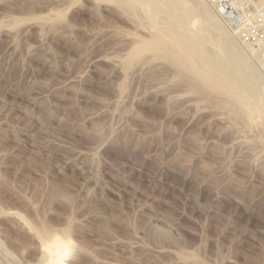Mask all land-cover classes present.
<instances>
[{
	"label": "rangeland",
	"instance_id": "1",
	"mask_svg": "<svg viewBox=\"0 0 264 264\" xmlns=\"http://www.w3.org/2000/svg\"><path fill=\"white\" fill-rule=\"evenodd\" d=\"M128 1L0 0V264H50L51 237L63 264H264V6L184 0L216 16L182 30V0ZM149 15L177 32L131 59ZM192 35L202 79L172 57ZM208 71L234 83L218 104L192 88L212 89Z\"/></svg>",
	"mask_w": 264,
	"mask_h": 264
},
{
	"label": "bare ground",
	"instance_id": "2",
	"mask_svg": "<svg viewBox=\"0 0 264 264\" xmlns=\"http://www.w3.org/2000/svg\"><path fill=\"white\" fill-rule=\"evenodd\" d=\"M106 1H107V0H106ZM108 1H110V0H108ZM113 1H114V0H113ZM115 1H116V0H115ZM117 1H122V0H117ZM131 1H132V0H129L128 2H130V3H131L130 5L132 6V5H134V3H132ZM155 1L158 2V4H159V2H160V0H159V1L155 0ZM162 1H163V0H162ZM173 1H174V0H173ZM176 1H177V0H176ZM176 1H175V2H176ZM183 1H184V0L179 1V3H180V2H181V3H180V4H176L175 6L172 5L173 7H175V10H177V12L179 13V14H178L179 16H177V18L179 17V18L177 19V20H178V21H177L178 24H179V21H180V24H182V22H183L182 25H184V23H185V22H184V21H185L184 17H187V15L189 14V12H193V13H194V12H195V13H198V12L203 13V12H204V13H206L207 10H208V9L205 10L204 3H203V5H202V2H201V3L199 2L200 0H199V1H194V2L191 3V4H190V3L187 4V3H185L186 1H185V2H183ZM210 1H211V0H210ZM133 2H135L136 4L138 3V5H139V3H141V4H143V6L146 7V9H144L145 11L142 12L143 9H142L141 7H143V6H140V8L142 9V10H141V13L147 12L146 14H148V13L151 14L152 12H156V13L159 12L158 4H155L153 0H133ZM166 2H167V1H165V3H166ZM168 2H169V0H168ZM175 2H174V4H175ZM189 2H191V1H189ZM211 2H212V3H217V4H218V1H217V0H214V1H211ZM233 2H234V1H233ZM119 3H120V2H119ZM234 3H235V5L238 6L237 8H239V10H240V12L243 14V16H247V15L249 16L248 12H249V7H251V6H253V7H257V8H258V7H263V6H264V0H238L237 2H234ZM121 4H123V2H122ZM136 4H135V5H136ZM160 4H162V2H160ZM160 4H159V6H162V5H160ZM166 4H167V3H166ZM170 5H171V4H170ZM233 5H234V4H233ZM145 7H143V8H145ZM164 8H167V7H164ZM257 8H254V9H257ZM162 9H163V8L160 7V10H162ZM169 9H170V8H169ZM169 9H166V10L169 11ZM173 9H174V8H173ZM193 10H194V11H193ZM209 10L212 11L211 9H209ZM209 10H208V11H209ZM163 11H165V10L163 9ZM163 11H162V12H163ZM170 11H171V10H170ZM196 11H198V12H196ZM160 12H161V11H160ZM166 12H167V11H166ZM166 12H165V13H166ZM173 12H174V11H173ZM175 12H176V11H175ZM175 12H174V13H175ZM171 13H172V11H171ZM195 13H194V15H195ZM201 13H199V14L201 15ZM207 13H208V12H207ZM210 13H213V16H214V15L216 16V14H214L215 12L212 11V12H210ZM210 13H209V15H210ZM146 14H145V16H146ZM158 14H159V13H158ZM158 14H157V15H158ZM168 14H170V13L167 12V15H168ZM176 14H177V13H175V15H176ZM141 15H142V14H141ZM152 15H153V14H152ZM152 15H149V19H150V16H151V18L153 17ZM155 15H156V14H155ZM196 15H197V14H196ZM201 16H202V15H201ZM210 16H211V15H210ZM210 16H209V17H210ZM157 17H158V16H156V18H157ZM204 17H205V16H204ZM206 17H207V16H206ZM209 17H208V18H209ZM211 17H212V16H211ZM147 18H148V16H147ZM191 18H192V17H191ZM193 18H194V17H193ZM245 18H246V17H245ZM152 19H153L154 21L156 20L155 18H152ZM152 19H150V20H152ZM157 19H158V18H157ZM174 19H175V18H174ZM174 19H173V20H174ZM181 19L184 20V21L181 22ZM216 19H217V18H216ZM249 19H250V17H249ZM153 20H152V22H153L152 27L155 28V26H154V21H153ZM193 20H195V19H193ZM213 20H214V19H213ZM156 21H157V20H156ZM156 21H155V22H156ZM195 21H196V20H195ZM209 21H210V20H209ZM215 21H216V20H215ZM215 21H214V23H215ZM164 22H165V21H164ZM172 22H174V21H172ZM172 22H171V23H172ZM192 22H193L192 24H191V22H190L191 25H194V23H196V22H194V21H192ZM159 23H160V21H159ZM161 23H162V22H161ZM161 23H160V24H161ZM204 23H205V21H204ZM211 23H212V20H211ZM218 23H219V22H218ZM156 24H157V22H156ZM162 24H163V23H162ZM164 24H165V23H164ZM169 24H170V23H169ZM174 24L176 25V23H174ZM178 24H177L176 27L181 26L180 24H179V25H178ZM215 24H216V23H215ZM215 24H214V25H215ZM220 24H222V23H220ZM224 24H225V23H224ZM226 24H227V23H226ZM166 25H167V24H166ZM209 25H210V24H209ZM212 25H213V24H212ZM248 25H249V23H248ZM148 26H149V24H148ZM157 26H159V25H157ZM157 26H156L157 29L155 28L156 31L153 32V29H150V27H151V24H150L149 29L152 30V32L154 33V34H152V35H155V36H153V37L151 36L152 38H151V39H147V41H145V42H143V41H144V39H143V40H142V43L140 42V43L137 44L135 47H133V49H132V51H131V55H132V56H131V57L129 56L131 59H132L133 57H137V56H139L142 52H143V53H142V55H143V54L146 52V51H145L146 46H147V47L150 46L151 48H153V52L155 51L154 48H158V47H159V49H161V48L166 47L167 44H163V43H166V42L168 41V40H167V39H168L167 37L170 36V35H171V36L174 35L173 32H177V31H173L172 34H171V33L168 32V31H169V30L171 31V29H172L173 27L171 28L170 26H168V27L171 28V29H170V28L168 29V27H167L168 30L164 27V29L167 30L166 33L169 34V35H167L165 32H161V31H160V30H161L160 28H162V26H161V27L159 26V27H160L159 29H158ZM184 26H185V25H184ZM184 26H183V27H184ZM215 26H216V28H214V29H217V26H218V25L216 24ZM222 26H223V25H222ZM176 27H175L173 30L176 29V30L179 31L180 28L183 30L182 26H181L180 28H178V29H177ZM203 27H204V25H203ZM210 27H211V26H210ZM212 27H213V26H212ZM212 27H211V28H212ZM146 28H147V27H146ZM187 28H188V27H187ZM220 28H221V27H220ZM188 29L190 30V28H188ZM237 29H238V28H237ZM239 29H240V28H239ZM239 29H238V30H239ZM242 29H243V28H242ZM162 30H163V29H162ZM184 30H185V27H184ZM197 30H198V29H197ZM197 30H193V31H194L193 34H194L195 31H196V33H197V35H198L200 32L198 33ZM238 30H235V31H236L235 34L238 32ZM157 31H159V32L156 34ZM187 31H188V30H187ZM190 31H192V30H190ZM198 31H202V30H198ZM240 31H241V29H240ZM242 31H243V30H242ZM148 32H149V31H148ZM203 32H204V31H203ZM150 33H151V32H150ZM189 33H190V32H189ZM191 34H192V33H191ZM191 34H190V35H191ZM166 35H167V37H166ZM197 35H195V36L192 35V37L189 36L188 39H187L185 42L183 41V43H181V42H180L179 44L177 43L176 46H177V47L179 46V50H178V51H179V54L176 56L175 52H177V51H175L174 54H175L176 58H174V56H172V57H173V60H175V62H176L179 66L183 67L184 70H185L186 66H187V67H188V66H191V70L193 71L192 73H194V71L196 70L195 73L197 72V74H198V71H199V70H197L198 65H197L196 63H199V61L202 62V59L199 60L197 57L194 56V54H195V55H196V54H199V51H200V50H198V48H197V46H196ZM171 36H170V37H171ZM198 36H199V35H198ZM201 36H202V35H201ZM201 36H200V38H199L200 40H201ZM170 37H169V38H170ZM186 37H187V36H186ZM166 38H167V39H166ZM165 39H166V40H165ZM185 39H186V38H185ZM163 40L166 41V42H163ZM197 43H198V42H197ZM225 43H227V42H225ZM219 44H220V43H219ZM163 45H164V47H163ZM165 45H166V46H165ZM220 45H221V44H220ZM220 45H219V47H221ZM226 45H228V44H226ZM229 45H230V44H229ZM168 46H169V45H168ZM166 48H167V47H166ZM166 48H165V49H166ZM168 48H169V47H168ZM168 48H167V49H168ZM224 48H225V47H224ZM224 48H223V52H224ZM228 48H231V45H230V47H228ZM165 49H164V50H165ZM177 49H178V48H177ZM225 49H227V48H225ZM149 50H151V49H149ZM149 50H148V51H149ZM161 50H162V49H161ZM161 50H159V52H160ZM168 50H169V49H168ZM220 50H222V48H220ZM230 50H231V49H230ZM233 50H234V49H233ZM144 51H145V52H144ZM151 51H152V50H151ZM151 51H150V52H151ZM156 51H158V50L156 49ZM159 52H158L157 54H159ZM163 52H164V51H163ZM166 52H168V51H166ZM225 52H226V51H225ZM227 52H228V51H227ZM230 52H231V51H230ZM151 53H152V52H151ZM186 53H191V54H188V56L190 55L189 57H195V58L198 59V61H197V59H194V58H193L194 60H196V63H193L192 60H191L192 62L189 60V57H188V56H187V59H188V60H187V59H184V58H186V57H184L183 54H186ZM192 53H193V54H192ZM231 53H232V52H231ZM147 54H148V53H147ZM147 54H146V55H147ZM149 54H150V53H149ZM162 54H165V52L162 53ZM169 54H170V51H169ZM172 54H173V53H172ZM233 54H234V53H233ZM233 54H231V57H232ZM160 55H161V54H160ZM201 55L204 56V58L206 59L204 53L202 54V52H201ZM206 55H207V54H206ZM144 56H145V55H144ZM166 56H167V55H166ZM168 56H169V55H168ZM197 56L199 57V55H197ZM208 56H209V55H208ZM160 57H161V56H160ZM163 57H164V55H163ZM170 57H171V56H170ZM183 57H184V58H183ZM226 57H227V55H226ZM262 57H263V56H262ZM137 58H140V56L137 57ZM137 58H135V59H137ZM164 58H165V57H164ZM204 58H203V59H204ZM228 58H230V57H228ZM232 58H233V57H232ZM167 59H168V58H167ZM167 59L165 58V60H167ZM169 59H170V58H169ZM171 59H172V58H171ZM171 59H170V61H171ZM207 59H209V57H208ZM207 59H206V60H207ZM263 59H264V58H263ZM128 60H129V59H128ZM209 60H210V59H209ZM228 60H229V59H228ZM234 60H235V59H234ZM133 61H134V59H133ZM222 61L226 62V61H227V58H226V59L224 58V60H222ZM172 62H174V61H172ZM172 62H171V64H172ZM194 62H195V61H194ZM203 62H204V61H203ZM203 62H202V65H200V66H203V65L206 66V64L203 63ZM205 62H206V61H205ZM230 62H231V60H230ZM230 62H229V63H230ZM232 62H233V61H232ZM236 62H237V61H236ZM208 63H209V62H208ZM229 63H228V64H229ZM238 63H239V62H238ZM128 64H130V63H128ZM171 64H170V65H171ZM173 64H174V63H173ZM194 64H195L196 67L193 66ZM200 64H201V63H200ZM212 64H213V63H212ZM228 64H227V65H228ZM235 64H236V63H235ZM178 65H176V66H178ZM218 65L221 67L222 64L220 65V62H219ZM223 65H224V67L226 66V64H223ZM223 65H222V66H223ZM174 66H175V65H174ZM176 66H175V67H176ZM211 66H213V65H211ZM215 66H216V65H215ZM228 66H230V65H228ZM237 66H238V65H237ZM126 67H127V66H126ZM181 67H180V68H181ZM194 67H195V69L193 70ZM206 67H207V66H206ZM220 67H217V68L213 67V68L216 69V70H217V73H218V72H219L218 69H222V68H223V67H221V68H220ZM226 67H227V66H226ZM232 67H233V66H232ZM235 67H236V66H235ZM241 67H242V66H241ZM241 67H240V68H241ZM188 68H190V67H188ZM188 68H186V69H188ZM203 68H204V66L202 67L201 70H203ZM208 68H209V67H208ZM208 68H207V69H208ZM227 68H228V67H227ZM229 68H230V67H229ZM229 68H228L227 70H229ZM240 68H239V69H240ZM241 69H242V68H241ZM241 69H240V70H241ZM188 70H189V69H188ZM209 70H210V69H209ZM212 70H213V69H212ZM216 70L214 71V73H216ZM223 70L226 71L225 68H224ZM230 70H231V69H230ZM233 70H235V69L233 68ZM233 70H232V72L234 73ZM249 70H250V69H249ZM205 71H206V70L204 69V73H203V74H206ZM225 71H224V72H225ZM237 71H238V70H237ZM237 71H235V72H237ZM242 71L244 72V70H242ZM245 71H246V70H245ZM186 72L189 73V71H187V70H186ZM210 72H211V71H210ZM222 72H223V71H222ZM224 72H223V74H224ZM227 72H228V71H227ZM227 72H226V73H227ZM200 73H201V71L199 72L198 76H200L201 79H202V78H205V77H202L203 75H200ZM208 73H209V71H208ZM211 73H212V72H211ZM211 73H209V77L207 76L206 78H210L209 81L212 83V84L210 83V84H211L210 86H211L212 89H209V90H203L202 88H200L199 85H198L199 87H198V86H195V87L192 86V88H193L195 91H197L198 93H200L201 95H203V99H204V100L206 99L207 102L211 103V101L213 100L212 103L215 104V102H216V103L218 104L219 101H220V100L218 101V99H221V98H220L221 96L219 97V94L222 95V94H221V91H222L224 88H225V89L227 88L226 91H229V88H231V86H232V85L229 86V85H230V82L232 81V84H234V83H233V80L230 81V79H229V81H227L228 78H226V76H224V77H225L227 80H225V78L221 79L222 77H220L221 80H219V76H220L219 74H218V75H219L218 78H216V77H215V74H214V73L211 74ZM217 73H216V74H217ZM233 73H232V74H233ZM245 73H247V72H245ZM250 73H252V70H251ZM189 74H190V73H189ZM201 74H202V73H201ZM210 74H211V76H210ZM223 74H222V75H223ZM229 74H230V72H229ZM229 74H228V75H229ZM190 75H191V74H190ZM194 75H195V74H194ZM236 75H237V74H236ZM238 75H239V74H238ZM240 75H241V74H240ZM240 75H239V77H243V76H244V75H243V76H242V75L240 76ZM247 75H248V74H247ZM253 75H254V74H253ZM177 76H178V75H177ZM191 76H192V75H191ZM205 76H206V75H205ZM232 76L234 77V74H233ZM250 76H251V75L249 74V77H250ZM196 77H197V76H196ZM211 77H212V79H211ZM239 77H238V78H239ZM193 78H195V77H193ZM238 78L235 76V79H236L237 81L239 80ZM245 78H246V76H245ZM198 79H199V78H198ZM198 79H197V80H198ZM243 79H244V77H243ZM243 79H242V80H243ZM250 79H251V78H250ZM250 79H247V80H250ZM197 80H196V83L199 82V81L197 82ZM222 80H225V81H222ZM236 80L234 81V82H235V85H236V83H237ZM256 80H257V79H256ZM188 81H189V80H188ZM204 81H205V80H204ZM209 81L207 80V82H209ZM191 82H192V81H191ZM194 82H195V81H194ZM240 82H241V80H240ZM242 82H244V81H242ZM251 82H252V81L250 80V83H251ZM202 83H204V82H201V84H202ZM190 84H191V83H190ZM192 84H193V83H192ZM192 84H191V85H192ZM194 84H195V83H194ZM245 84H247V83H245ZM248 85H249V84H247L246 87H247ZM237 86L241 87V86L239 85V83L237 84ZM237 86H236V88H237ZM242 86H243V85H242ZM257 86H258V85H257ZM187 87H188V86H187ZM232 87H233V86H232ZM239 87H238V88H239ZM243 87H244V86H243ZM246 87H245V88H246ZM248 87H249V86H248ZM250 87H251V88H249V92H247V93H250V95L252 96V92H254L253 90H255V89H253L252 86H250ZM254 87H255V86H254ZM189 88H191V86H190ZM221 88H222V89H221ZM234 88H235V87H234ZM234 88L232 89V91L234 90ZM256 88H257V87H256ZM220 89H221V91H220ZM225 89H224V90H225ZM242 89H243V88H242ZM246 89H247V88H246ZM190 90H191V89H190ZM238 90H239V89H238ZM251 90H252V92H250ZM230 91H231V90H230ZM232 91H231V92H232ZM236 91H237V90H234L233 93L235 94ZM247 91H248V89H247ZM256 91H257V90H256ZM192 92H193V91H192ZM240 92H242V91H240ZM240 92H238V93H240ZM244 92H245V95H248V94L246 93V90H245ZM244 92H243V93H244ZM224 93H225V92H224ZM224 93H223V94H224ZM227 93H228V92H227ZM227 93H226V94H227ZM236 93H237V92H236ZM255 93H256V92H254L253 95H255ZM231 94H232V93H231ZM231 94H230V95H231ZM235 95L237 96V94H235ZM245 95H244V98H245V99L247 100V102H248L249 99H247V98H249V96L247 97V96H245ZM256 95H258V97H260L259 94L256 93ZM228 96H229V95H228ZM228 96H227V98H228ZM238 96H239V95H238ZM240 96H241V95H240ZM251 96H250V97H251ZM224 97H226V96L223 95L222 98H224ZM230 97H232V96H230ZM246 97H247V98H246ZM253 97H254V99H255V96H252V98H251L252 100H250L251 103H252V101H254V100H253ZM227 98H226V99H227ZM242 98H243V97H242ZM208 99H210V100L212 99V100H211V101H208ZM239 99H240V98H239ZM239 99H238V100H239ZM228 100H230V99L228 98ZM231 100H232V99H231ZM234 100H235V99H233V102H237V101H238L237 99H236V101H234ZM257 100H259V99H257ZM257 100H255V101H257ZM214 101H215V102H214ZM222 101L224 102V100H222ZM226 101H227V100H226ZM240 102H241V101H240ZM243 102H244V101H243ZM258 102H260V101H258ZM204 103H205V102H204ZM231 103H232V102H231ZM238 103H239V102H237V104H238ZM249 103H250V102H249ZM217 104H216V106H217ZM220 104H221V102H220ZM224 104H226V103H224ZM232 104H233V103H232ZM232 104H231V105H232ZM234 104H235V103H234ZM239 104H240V103H239ZM244 104L246 105L247 103L244 102ZM261 104L263 105V103H260V104H259L260 106H258V109H259V107L262 106ZM231 105H230V106H231ZM248 105L251 106V104H248ZM254 105H255V102H254ZM257 105H258V104H256V107H257ZM219 107H220V106H219ZM222 107H223V106H222ZM227 107H228V105H227ZM239 107H240V105H239ZM253 107H254V106H253ZM253 107L251 106L252 109H253ZM223 109H224V108H223ZM255 109H257V108H255ZM255 109H254V110H255ZM225 110H226V109H225ZM240 110H242V109L240 108ZM254 110H252V111H254ZM260 110H261V108H260ZM260 110H259V111L257 110V111L260 112ZM223 111H224V110H223ZM228 111H229V110H228ZM242 111L245 112V110H242ZM242 111H241V112H242ZM247 111H248V110H247ZM225 112H226V111H225ZM229 112H231V111H229ZM236 112H237V111H236ZM239 112H240V111H239ZM249 112H250V110L248 111V114H249ZM262 113H263V112H262ZM229 114H231V113H229ZM241 114L243 115L244 113H241ZM246 114H247V113H246ZM246 114H244V115L247 116ZM250 114H251V113H250ZM250 114H249V115H250ZM254 114H255V115L257 114L256 116L259 115L258 113H255V111L252 112L251 115H252V116H255ZM249 115H248L249 118H247V119L250 120V116H249ZM245 116H244V117H245ZM236 117H237V116H236ZM242 117H243V116H242ZM260 117H262V116H260ZM231 118H232V117H231ZM239 119H240V118H239ZM258 119H260V118H257V120H258ZM249 120H248V121H249ZM251 120H252V124H253L254 122L256 123V119H253V117H252ZM261 120H262V118H261ZM258 121H259V120H258ZM258 121H257V122H258ZM263 121H264V119L262 120V122H263ZM250 122H251V121H250ZM255 123H254V124H255ZM260 123H261V121H260ZM250 124H251V123H250ZM252 124H251V126H252ZM257 124H258V123H257ZM261 124H262V123H261ZM261 124H260V125H261ZM247 125H249V123H248ZM258 125H259V124H258ZM246 127H247V126H246ZM255 127H256V126H255ZM260 127H261V126H260ZM250 129H251V128H250ZM250 129H249V130H250ZM251 130H252V129H251ZM253 130H254V129H253ZM255 130H256V129H255ZM259 130H260V129H259ZM259 130H258V131H259ZM262 132H263V131H262ZM263 133H264V132H263ZM256 134H258V133H256ZM259 135H260V133H259ZM258 138H259V137H258ZM256 141H257V140H256ZM261 141H262V140H261ZM257 142H258V141H257ZM259 142H260V141H259ZM263 142H264V141H263ZM261 143H262V142H261ZM42 236H43V235H41V237H42ZM45 236H46V235H45ZM43 237H44V236H43ZM43 237H42V238H43ZM44 239H46V237H45ZM42 240H43V239H42ZM41 243H42V244H41V251H43V252L48 256V258H49V263H50V264H63V263H64L65 257L68 255V253H69V251H70V245H69V242H67V241H65V240H62V239H60V238H58V237H53V238L51 237L50 240H49V239H46V241H45V240H44L43 242L41 241Z\"/></svg>",
	"mask_w": 264,
	"mask_h": 264
}]
</instances>
